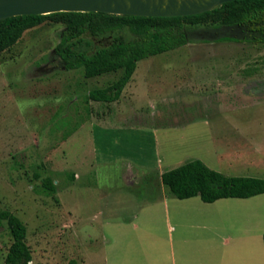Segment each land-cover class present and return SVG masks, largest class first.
<instances>
[{
	"label": "rangeland",
	"instance_id": "obj_1",
	"mask_svg": "<svg viewBox=\"0 0 264 264\" xmlns=\"http://www.w3.org/2000/svg\"><path fill=\"white\" fill-rule=\"evenodd\" d=\"M62 31L43 24L0 53V209L27 225L32 264H264V194L209 204L171 197L161 184L168 215L144 204L161 192L159 173L193 160L264 179V87L217 92L264 80V46L196 34L141 61L121 99L106 104L89 93L119 75L68 70L55 52ZM36 172L57 179L55 198L33 187ZM10 243L0 229V264Z\"/></svg>",
	"mask_w": 264,
	"mask_h": 264
},
{
	"label": "trees",
	"instance_id": "obj_2",
	"mask_svg": "<svg viewBox=\"0 0 264 264\" xmlns=\"http://www.w3.org/2000/svg\"><path fill=\"white\" fill-rule=\"evenodd\" d=\"M43 24L63 27L55 52L68 70L80 69L86 79L119 75L110 85L89 93L91 101L112 104L121 99L141 61L195 43L196 34L213 35V40H198L203 43L264 46V0H238L200 15L172 18L81 12L13 17L0 21V53L11 50L26 32ZM221 33L234 36L217 37ZM69 180L75 181L76 175L70 174ZM160 180L171 197L180 200L199 197L209 204L264 194V179L227 176L201 160L167 171ZM33 181L40 182L33 187L39 186L47 196L55 198L59 192V182L52 173L42 177L36 172ZM0 229H7L11 237L5 264H32L28 228L23 220L10 210L0 209Z\"/></svg>",
	"mask_w": 264,
	"mask_h": 264
},
{
	"label": "water",
	"instance_id": "obj_3",
	"mask_svg": "<svg viewBox=\"0 0 264 264\" xmlns=\"http://www.w3.org/2000/svg\"><path fill=\"white\" fill-rule=\"evenodd\" d=\"M233 1L238 0H0V21L60 12L185 17L200 15Z\"/></svg>",
	"mask_w": 264,
	"mask_h": 264
},
{
	"label": "crops",
	"instance_id": "obj_4",
	"mask_svg": "<svg viewBox=\"0 0 264 264\" xmlns=\"http://www.w3.org/2000/svg\"><path fill=\"white\" fill-rule=\"evenodd\" d=\"M240 84L239 85H230V83L228 82H224V86H221L222 88H220L219 91H217L218 93H222V94H227L230 93V91H228L229 88L234 89L233 87H236L235 90H232V92H237L239 95H243V94H248V95H262V88L264 87V80H246L245 82L242 83L243 89H240ZM228 87V88H227ZM227 91H226V90ZM247 95V97H248ZM248 145V144H247ZM248 148V146H246ZM245 151V150H244ZM251 151L254 153L253 155L256 156V154H258L260 152L259 148H256V146H254L253 149H251ZM261 153V152H260ZM233 156H238L239 158L245 159V157H241V155L239 154H234ZM151 171H153V169L151 170L149 169H145V174L143 175L145 177V179H147L150 174ZM160 176L163 173H159ZM131 179L135 180V184H137L139 182V177H136L135 175H132ZM160 179V178H159ZM88 184V183H87ZM159 184L161 185V180L159 181ZM151 183H145V188H151ZM162 186V185H161ZM147 192H150L148 190H146ZM168 195L166 192H164V188L162 186L161 188V192L159 191L156 196L152 195L151 197H147L148 199H145L144 204H145V210L150 211V212H157L161 209V207L163 209H161L162 214L163 215H168L169 212V203H168ZM139 206V204H138ZM125 227H136V223H132L131 221H123L122 223ZM118 242V238H116V241Z\"/></svg>",
	"mask_w": 264,
	"mask_h": 264
}]
</instances>
